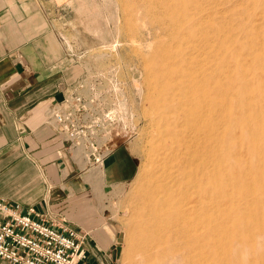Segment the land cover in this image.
Here are the masks:
<instances>
[{
	"label": "rangeland",
	"instance_id": "rangeland-1",
	"mask_svg": "<svg viewBox=\"0 0 264 264\" xmlns=\"http://www.w3.org/2000/svg\"><path fill=\"white\" fill-rule=\"evenodd\" d=\"M195 1L70 0L71 4L65 5L60 12V17L67 20L70 30L77 36L80 34L85 40L86 47L76 53L78 62H91L94 69H102L109 78L110 86L116 95L112 100L115 119L113 144L117 140L126 141L138 164L135 175L123 184L103 188L100 186L101 181L95 183L97 187L92 195L90 213L94 222L115 229L117 241L114 246L113 264H189L186 245L181 244L174 248L171 243H163L153 234H142L135 215L140 200L139 194L144 187L151 157L154 155V147L158 143L156 123H162L174 116V111L179 106L182 107L178 95L181 96L185 91L192 94L196 107H202L206 112L214 110L216 139L222 137L216 140V162L219 171L217 192L222 193L218 195L216 192L218 198L215 248L210 249L208 244L206 245V238L205 244L201 243L198 260L202 263L210 257L206 264H264V0ZM198 9L200 12L202 9L204 11L199 14ZM182 32L185 33L179 35ZM201 48H205V51ZM223 51L227 54H223ZM211 65H215V68ZM195 67L199 70L196 71ZM247 74L249 76H246ZM194 76L197 79H194ZM202 78H206L207 82ZM245 83H249V86ZM157 105L161 106L158 108ZM217 111L222 115L217 113L218 116ZM227 119H230V123L225 122ZM235 155L239 156V162ZM252 162L253 170H250ZM225 167H228L227 170H224ZM224 185L228 189H224ZM252 185L255 186L251 187ZM149 242L152 245L148 244Z\"/></svg>",
	"mask_w": 264,
	"mask_h": 264
},
{
	"label": "crops",
	"instance_id": "crops-1",
	"mask_svg": "<svg viewBox=\"0 0 264 264\" xmlns=\"http://www.w3.org/2000/svg\"><path fill=\"white\" fill-rule=\"evenodd\" d=\"M70 0H0V198L46 221L87 231L89 264H113L115 229L92 220L96 181L106 188L136 173L137 160L117 140L101 176L82 172L67 143L46 121L49 103L75 90L86 47L61 9ZM98 179V180H97Z\"/></svg>",
	"mask_w": 264,
	"mask_h": 264
},
{
	"label": "bare ground",
	"instance_id": "bare-ground-1",
	"mask_svg": "<svg viewBox=\"0 0 264 264\" xmlns=\"http://www.w3.org/2000/svg\"><path fill=\"white\" fill-rule=\"evenodd\" d=\"M154 1V0H153ZM170 1V0H169ZM197 1V0H196ZM195 1V3H196ZM179 2V0H178ZM183 3V2H182ZM190 3V2H189ZM155 4V3H154ZM153 4V5H154ZM157 4V3H156ZM184 4V3H183ZM176 5V4H173ZM172 5V6H173ZM162 7V6H160ZM191 7V6H190ZM194 8V7H193ZM198 8V7H197ZM201 9V7H200ZM198 9V11L200 10ZM213 9V8H212ZM216 8L214 7V11ZM159 11V9L157 8ZM161 10V9H160ZM181 10V9H180ZM219 10V9H218ZM156 11V12H158ZM170 11V10H169ZM204 9H202V12ZM207 11V10H205ZM221 11V10H220ZM163 12V10H162ZM174 12V11H173ZM199 11V14L202 13ZM258 12V11H257ZM164 13V12H163ZM197 14V13H196ZM193 13V15H196ZM197 14V15H199ZM207 14V13H205ZM191 15V16H193ZM208 16V15H207ZM194 17V16H193ZM210 17V16H209ZM181 18V17H180ZM179 19V18H178ZM203 19V18H202ZM177 21V20H176ZM180 22V21H179ZM183 23V21H181ZM205 22V21H204ZM198 23V22H197ZM215 23V22H214ZM218 24V22H216ZM216 24V25H217ZM202 25V24H201ZM219 25V24H218ZM197 26V24H196ZM203 28V27H202ZM206 28V27H205ZM217 28V27H215ZM201 29V28H200ZM211 29V28H210ZM213 29V28H212ZM220 29V28H218ZM193 31V30H192ZM202 31V29H201ZM200 31V32H201ZM207 31V30H206ZM217 31V30H216ZM213 32V31H212ZM185 33V32H184ZM183 32L179 35H183ZM203 33V32H202ZM221 33V32H220ZM193 34V33H192ZM205 34V33H203ZM217 34V33H216ZM219 35V34H218ZM201 37V36H199ZM189 38V37H188ZM205 38V37H203ZM210 38V37H207ZM211 38H214L211 36ZM232 38V37H231ZM199 39V38H198ZM196 39V40H198ZM202 39V37H201ZM199 39V41L201 40ZM215 39V38H214ZM195 40V38H194ZM217 43H218V39ZM230 40V39H229ZM234 40V39H232ZM192 41V40H190ZM209 41V40H207ZM189 42V41H188ZM196 42V41H195ZM203 42V39H202ZM206 43V42H205ZM211 43V42H210ZM215 43V42H214ZM216 43V45H217ZM226 43V42H225ZM199 44V42H198ZM203 44V43H202ZM201 44V45H202ZM219 44V43H218ZM230 44V43H229ZM215 45V46H216ZM225 45V44H224ZM231 45V44H230ZM200 46V45H198ZM206 46V45H204ZM218 46V45H217ZM201 47V46H200ZM211 48L210 46H207ZM234 47V46H233ZM186 48V47H185ZM195 48V47H194ZM237 48V47H236ZM199 50V48H196ZM195 49V52H196ZM204 49L205 48H201ZM207 49V48H206ZM217 49V47H216ZM226 49V48H225ZM234 49V48H233ZM190 50V49H189ZM224 50V49H223ZM237 50V49H235ZM234 50V51H235ZM193 52V50H190ZM214 52V50H212ZM210 51V53L212 52ZM216 51V50H215ZM222 52V51H221ZM239 53V51H237ZM171 53V52H170ZM194 53V52H193ZM203 53V52H202ZM209 53V52H207ZM226 53L223 51V54ZM189 54V53H188ZM195 54V53H194ZM201 54V53H200ZM207 55L206 53H204ZM227 54V53H226ZM175 55V54H173ZM198 55V54H197ZM202 55V54H201ZM220 55V54H219ZM168 56V55H167ZM172 56V55H171ZM190 56V55H189ZM204 56V55H202ZM201 56V57H202ZM213 56V55H212ZM225 56V55H224ZM170 57V56H169ZM197 57V56H196ZM200 57V58H201ZM209 56H207L208 58ZM223 57V56H222ZM203 58V57H202ZM205 58V57H204ZM214 58V57H212ZM229 58V57H228ZM235 58V57H234ZM239 58V57H238ZM190 60V57H188ZM218 58H216L217 60ZM220 59V57H219ZM218 59V60H219ZM207 60V59H206ZM201 61V59H200ZM199 61V62H200ZM248 61V60H247ZM246 61V62H247ZM194 62V61H193ZM241 62V61H240ZM180 63V61H179ZM205 63V60H204ZM218 63V62H217ZM242 63V62H241ZM250 63V61H249ZM248 63V65H250ZM176 64V62H175ZM196 64V63H195ZM208 64V63H207ZM231 64V63H230ZM180 65V64H179ZM206 65V63H205ZM232 65V64H231ZM244 65V64H243ZM262 65V64H260ZM185 66V65H184ZM187 66V65H186ZM200 66V65H199ZM201 66H203L201 64ZM200 66V69H201ZM215 66V65H214ZM211 67L215 68V67ZM219 66V65H218ZM227 66V65H226ZM254 66V65H253ZM168 67V66H167ZM170 67V66H169ZM179 67V66H178ZM189 67V66H188ZM225 67V66H224ZM230 67V65H229ZM232 67V66H231ZM264 67V66H262ZM194 68V67H193ZM210 68V67H209ZM210 68V69H212ZM247 68V66L245 67ZM196 69V67H195ZM218 69V67H217ZM231 69V68H230ZM264 69V68H263ZM177 70V69H174ZM192 70V69H191ZM199 69H196V71ZM213 70V69H212ZM252 70V69H251ZM256 70V69H255ZM170 71V70H169ZM195 71V70H194ZM203 71V70H202ZM207 71V70H205ZM209 71V70H208ZM227 71V70H226ZM167 74V71H165ZM186 72V71H185ZM201 71H199L200 73ZM204 72V71H203ZM214 72V71H213ZM228 72V71H227ZM231 72V70H230ZM254 72V70H253ZM256 73V71H255ZM198 74V73H197ZM202 74V73H201ZM222 74V73H221ZM249 74V73H248ZM246 76H249V75ZM207 75V74H205ZM217 75V74H216ZM215 75V76H216ZM223 75V74H222ZM235 75V74H234ZM168 76V75H167ZM181 76V75H180ZM261 76V75H260ZM179 77V76H178ZM201 76H198L200 78ZM214 77V75H213ZM212 77V78H213ZM260 78L259 76H257ZM264 77V75L262 76ZM168 78V77H167ZM180 78V77H179ZM182 78V76H181ZM211 78V77H208ZM217 78V77H216ZM194 79L195 78L194 76ZM205 80L204 78H202ZM226 79V78H225ZM211 81V79H209ZM224 80V77L223 79ZM260 80V79H259ZM263 80V78H262ZM164 81V80H163ZM188 81V80H186ZM191 81V80H190ZM193 81V79H192ZM191 81V82H192ZM213 81V80H212ZM211 81V82H212ZM205 82V81H204ZM207 82V79H206ZM250 82V81H249ZM252 82V81H251ZM250 82V83H251ZM261 82V81H260ZM161 83V82H159ZM172 83V82H171ZM176 83V82H175ZM179 84V83H178ZM196 84V83H195ZM200 84V83H199ZM203 84V82H202ZM226 84V83H225ZM246 84V83H245ZM253 84V83H252ZM251 84V85H252ZM263 84V82H262ZM192 85V84H191ZM232 85V84H231ZM249 86V83L246 86ZM197 86V85H196ZM262 86V85H261ZM177 87V86H176ZM193 87V86H192ZM191 87V88H192ZM204 87V86H203ZM208 87V86H207ZM264 88V85L262 86ZM178 88V87H177ZM184 88V87H183ZM186 88V87H185ZM189 88V87H188ZM212 88V87H211ZM179 89V88H178ZM182 89V88H181ZM223 89V88H221ZM203 90V89H202ZM225 90V89H224ZM207 91V90H206ZM209 91V90H208ZM184 92V91H183ZM186 92V91H185ZM183 93L178 95L181 100L182 107H178L174 111V116L166 119L162 123L157 124V140L158 143L154 147V155L151 157L150 169L146 174L145 184L142 188L136 207V220L138 229L142 234H153L163 243H171L174 248L184 244L188 247V262L189 264H206L210 257L202 263L199 258V250L201 243L205 244L207 238L208 247L215 248L214 239L217 233V171L218 163L216 162V124L214 118V110L206 112L201 108L196 107V103L192 98V94ZM188 92V91H187ZM191 92V91H189ZM211 92V91H210ZM213 93L215 91H212ZM229 92V91H228ZM231 92V91H230ZM264 92V91H263ZM172 93V92H171ZM180 93V92H179ZM207 93V92H205ZM212 93V94H213ZM234 94V92H233ZM236 94V93H235ZM223 95V93H222ZM225 95V94H224ZM227 95V91H226ZM231 96V94H230ZM229 96V97H230ZM258 96V95H257ZM210 97V96H209ZM208 97V98H209ZM237 97V96H236ZM259 98V97H258ZM184 99V100H183ZM227 99V98H226ZM232 99V98H231ZM237 99V98H236ZM162 100V99H160ZM163 101V100H162ZM177 101V99H176ZM205 101V100H204ZM210 100H208L209 102ZM236 101V100H235ZM201 102V100H200ZM230 102V101H229ZM234 102V100H233ZM207 103V102H206ZM219 103V102H218ZM250 103V102H249ZM202 104V103H201ZM208 104V103H207ZM215 104V103H214ZM236 104V103H235ZM161 106V105H160ZM159 106V107H160ZM206 106V105H204ZM213 106V105H212ZM225 106V105H224ZM238 106V105H237ZM248 106V105H247ZM158 107V105H157ZM158 107V108H159ZM209 107V105H208ZM253 107V106H252ZM255 107V106H254ZM157 110L159 111V109ZM229 108V105L228 107ZM259 108V107H258ZM237 109V108H235ZM174 110V109H173ZM233 110V109H232ZM246 110H248L246 108ZM260 110V108H259ZM258 110V111H259ZM170 111V110H169ZM225 111V110H224ZM237 111V110H236ZM261 111V110H260ZM167 112V111H166ZM239 113V111H237ZM236 112V113H237ZM243 112V111H242ZM249 112V110H248ZM161 113V111H160ZM218 111L216 112V114ZM225 113V112H224ZM223 113V114H224ZM232 113V112H230ZM235 113V114H236ZM237 113V114H238ZM247 113V112H246ZM260 113V112H259ZM162 114V113H161ZM172 114V113H171ZM222 115L221 113H218ZM217 114V115H218ZM228 114V113H227ZM261 114V113H260ZM161 116V115H158ZM157 116V117H158ZM219 116V115H218ZM224 116V115H223ZM229 116V115H228ZM259 116V115H258ZM264 116V115H263ZM216 117V116H215ZM225 117V116H224ZM257 117V116H256ZM230 118V117H229ZM240 118V117H239ZM242 118V117H241ZM156 120V119H155ZM159 120V118H158ZM230 119H227L225 122ZM235 120V119H233ZM242 120V119H241ZM160 121V120H159ZM158 122V121H157ZM222 122V121H220ZM224 122V123H225ZM238 122V121H237ZM260 122V121H259ZM219 123V121L217 122ZM223 123V122H222ZM228 123V124H229ZM221 124V123H220ZM235 125V124H234ZM233 125V126H234ZM250 125V124H249ZM251 126V125H250ZM223 128V125H222ZM237 128V127H235ZM242 128V126H241ZM254 128V127H253ZM258 129V128H257ZM256 129V130H257ZM254 130V129H253ZM222 131V130H221ZM238 132V131H237ZM240 133V132H239ZM238 133V134H239ZM251 133V132H250ZM255 133V130H254ZM260 133V131H259ZM219 134V133H218ZM224 134V131L223 133ZM233 134V133H232ZM235 134V133H234ZM236 135V134H235ZM234 135V136H235ZM256 135V134H255ZM260 135V134H259ZM240 138L242 137L239 135ZM219 137V136H218ZM222 137H219V139ZM239 138V137H238ZM258 136L256 137V139ZM218 139V140H219ZM224 139V138H223ZM217 140V141H218ZM241 140V139H240ZM258 140V139H257ZM221 141V140H220ZM239 141V140H237ZM224 142V141H222ZM241 142V141H240ZM239 143V142H238ZM263 143V142H262ZM234 144V143H233ZM240 144V143H239ZM235 145V144H234ZM232 145V146H234ZM241 145V144H240ZM259 145V144H258ZM220 146V145H219ZM252 146V145H251ZM254 146V145H253ZM221 148V147H219ZM226 148V147H225ZM228 148V147H227ZM245 148V147H244ZM252 148V147H251ZM223 149V148H222ZM233 149V148H232ZM249 149V148H248ZM262 149V148H261ZM264 149V148H263ZM221 150V149H220ZM237 150V149H236ZM240 153L242 152L241 149ZM244 151V150H243ZM252 151V149H251ZM261 151V150H260ZM234 152V151H233ZM247 152V151H246ZM249 152V151H248ZM257 152V151H256ZM250 153V152H249ZM254 153V152H253ZM262 153V152H261ZM235 154V153H234ZM233 154V155H234ZM226 155V154H225ZM241 155V154H240ZM250 155V154H249ZM236 156V155H235ZM221 157V156H220ZM225 157V156H224ZM229 157V155H228ZM227 157V159H228ZM237 157V156H236ZM239 157V156H238ZM237 157V158H238ZM249 158L250 157H246ZM262 157H260L261 159ZM220 159V158H219ZM259 159V158H258ZM263 159V158H262ZM238 158V162H239ZM245 160V159H243ZM248 160V161H249ZM219 161V160H218ZM225 161V160H224ZM233 161V159H232ZM220 162V161H219ZM226 162V161H225ZM217 163V164H216ZM224 163V162H223ZM227 163V162H226ZM232 162H230L231 164ZM245 163V162H244ZM249 163H251L249 161ZM234 164V163H232ZM236 165V164H235ZM250 165V164H249ZM254 165L253 162L251 166ZM258 165V164H257ZM262 165V164H260ZM221 166V163H220ZM231 166V165H230ZM263 166V165H262ZM222 167V166H221ZM224 167V165H223ZM234 168L236 166H233ZM241 167V166H240ZM244 167V166H243ZM228 168L225 167L224 170ZM233 168V169H234ZM238 168V165H237ZM247 168V166H246ZM245 168V169H246ZM249 168V166H248ZM253 170V166L250 167ZM230 169V168H229ZM244 169V170H245ZM227 170V169H226ZM236 170V169H235ZM234 170V171H235ZM242 170V169H241ZM223 171V170H222ZM237 171V170H236ZM235 171V173H236ZM240 171V170H239ZM238 171V172H239ZM248 171V170H246ZM259 171V170H258ZM264 171V170H263ZM219 172V171H218ZM244 172V171H241ZM252 172V171H251ZM224 173V172H223ZM228 173V172H227ZM232 173V172H231ZM234 173V174H235ZM246 173V172H245ZM260 173V172H259ZM229 174V173H228ZM233 174V175H234ZM224 175V174H223ZM227 175V174H226ZM230 175V174H229ZM227 175V176H229ZM237 175V174H236ZM251 175V174H250ZM221 176V174H220ZM246 176V175H245ZM248 176V173H247ZM223 177V176H221ZM235 177V176H234ZM242 177V176H240ZM239 177V178H240ZM244 177V176H243ZM242 177V178H243ZM227 178V177H226ZM231 178V177H230ZM229 178V180H230ZM238 178V179H239ZM248 178V177H247ZM246 178V180H247ZM263 178V177H262ZM237 179V180H238ZM264 179V178H263ZM228 180V182H229ZM232 180V179H231ZM230 180V181H231ZM220 181V180H219ZM241 181V180H240ZM262 181V180H261ZM218 182V183H217ZM225 180L223 181L224 184ZM243 182V181H242ZM231 184V182H229ZM253 183V182H252ZM263 183V182H262ZM222 184V185H223ZM244 184V183H243ZM249 184V183H248ZM254 184V183H253ZM229 185V184H228ZM227 185V186H228ZM233 186V185H232ZM247 186V185H246ZM255 185H252L253 187ZM257 187V186H256ZM259 187V186H258ZM261 187V186H260ZM223 189V188H222ZM224 189L226 188L224 185ZM244 189L245 186H244ZM243 189V190H244ZM252 189V188H251ZM235 190V189H234ZM220 191V190H219ZM233 191V189H232ZM239 191V190H238ZM251 191V190H250ZM228 192V191H227ZM230 192V191H229ZM247 192V190H246ZM249 192V187H248ZM252 192V191H251ZM218 195L222 192H217ZM228 194V193H227ZM226 194V195H227ZM232 194V193H231ZM244 194V193H243ZM255 194V193H253ZM217 195V196H218ZM230 195V193H229ZM247 195V193H246ZM245 196V194L243 195ZM251 196V195H250ZM223 197V196H222ZM247 197V196H246ZM221 198V197H220ZM248 198V197H247ZM251 198V197H250ZM244 199V198H243ZM255 199V196H254ZM251 200V199H250ZM257 200V199H256ZM260 200V199H259ZM223 201V200H222ZM255 201V200H254ZM253 201V202H254ZM263 201V200H262ZM219 202V201H218ZM258 202V201H257ZM252 203V201H251ZM259 203V202H258ZM256 204V203H255ZM259 205V204H258ZM219 208V207H218ZM222 217V216H221ZM219 222V221H218ZM222 228V226H221ZM220 228V229H221ZM140 234V233H139ZM138 234V235H139ZM148 236V237H149ZM145 237V236H144ZM150 238V237H149ZM152 238V237H151ZM137 239V238H136ZM141 239V237H140ZM148 241L150 239H147ZM154 240V238L152 239ZM144 241L141 240V242ZM158 241V240H157ZM130 242V240H129ZM153 242V241H152ZM156 242V241H155ZM159 242V241H158ZM157 242V243H158ZM219 242V241H218ZM143 244V242H142ZM145 244V243H144ZM148 244H151L149 242ZM156 244V243H155ZM154 244V245H155ZM200 244V245H199ZM203 244V245H204ZM152 245V244H151ZM150 245V246H151ZM153 245V246H154ZM132 248V247H131ZM130 248V249H131ZM153 248V247H152ZM156 248V247H155ZM154 248V249H155ZM222 248V247H221ZM182 249V248H181ZM210 251V250H209ZM214 251V250H213ZM184 252V251H183ZM207 252V251H206ZM171 252H169L170 255ZM180 253V252H179ZM185 253V252H184ZM208 253V252H207ZM172 255V254H171ZM201 255V254H200ZM167 256V254H166ZM211 256V255H210ZM173 257V256H172ZM206 257V256H205ZM217 257V256H216ZM231 257V256H230ZM183 259V257H182ZM178 260V259H176ZM180 260V259H179ZM224 260V259H223ZM182 261V260H181ZM178 262V261H177ZM206 262V263H205ZM223 262V261H222ZM179 263V262H178ZM185 264V263H184Z\"/></svg>",
	"mask_w": 264,
	"mask_h": 264
},
{
	"label": "built area",
	"instance_id": "built-area-1",
	"mask_svg": "<svg viewBox=\"0 0 264 264\" xmlns=\"http://www.w3.org/2000/svg\"><path fill=\"white\" fill-rule=\"evenodd\" d=\"M75 90L48 104L46 121L67 143L82 172L101 176L105 160L113 153V98L109 78L91 62L82 61ZM87 231L74 225L58 227L34 208L23 212L17 204L0 198V264H89Z\"/></svg>",
	"mask_w": 264,
	"mask_h": 264
}]
</instances>
